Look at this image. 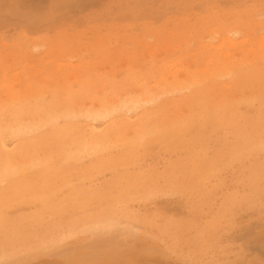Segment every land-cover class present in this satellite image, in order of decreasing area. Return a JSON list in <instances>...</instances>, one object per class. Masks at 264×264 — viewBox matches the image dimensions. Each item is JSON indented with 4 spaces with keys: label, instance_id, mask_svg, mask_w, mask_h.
<instances>
[{
    "label": "rangeland",
    "instance_id": "374dc122",
    "mask_svg": "<svg viewBox=\"0 0 264 264\" xmlns=\"http://www.w3.org/2000/svg\"><path fill=\"white\" fill-rule=\"evenodd\" d=\"M175 79L183 91L142 113L159 108L170 130L129 147L114 189L115 172H80L120 147L46 161L47 148H24L33 135L0 140V160L19 153L25 167L0 186V264H264V0H0V120L22 100L88 108ZM128 113L75 119L65 138L142 117ZM47 164L71 174L54 181ZM19 180L31 186L2 193ZM102 222L115 226L83 231Z\"/></svg>",
    "mask_w": 264,
    "mask_h": 264
},
{
    "label": "bare ground",
    "instance_id": "6f19581e",
    "mask_svg": "<svg viewBox=\"0 0 264 264\" xmlns=\"http://www.w3.org/2000/svg\"><path fill=\"white\" fill-rule=\"evenodd\" d=\"M256 26V25H255ZM243 27V26H242ZM254 27V26H253ZM242 32V31H241ZM249 33V32H248ZM216 35V34H215ZM235 35V34H234ZM244 35V34H243ZM217 36V35H216ZM242 37V36H241ZM261 40H263L262 37H260ZM197 39V38H196ZM228 39V38H226ZM195 40V39H193ZM224 40V39H223ZM244 41V39H242ZM260 40V41H261ZM227 41V40H226ZM225 41V42H226ZM223 42V41H222ZM245 42V41H244ZM255 42V41H254ZM228 42H226L227 44ZM231 43V42H230ZM208 44V43H207ZM219 45V44H218ZM237 45V44H236ZM210 46V44H209ZM229 47V43L227 45ZM254 46V45H253ZM260 46V45H259ZM47 47V46H46ZM218 47V46H217ZM203 48V47H202ZM215 48V47H214ZM227 48V47H226ZM258 48V47H257ZM261 48V46H260ZM35 49V48H34ZM208 49V48H207ZM259 49V48H258ZM203 50V49H202ZM209 50V49H208ZM242 50V49H241ZM215 51V50H214ZM254 51V49H253ZM257 51V49H256ZM205 52V51H204ZM225 52V51H224ZM234 52V51H233ZM244 52V51H243ZM218 53V52H217ZM223 53V52H222ZM257 53V52H256ZM220 54V53H219ZM235 54V53H234ZM241 54V53H240ZM44 55V54H43ZM189 54H187L188 56ZM244 55V54H243ZM191 56V55H190ZM219 56V55H218ZM232 56V55H231ZM237 56V55H236ZM252 56V55H251ZM225 56H223L224 58ZM71 58V57H70ZM181 58V57H180ZM217 58V57H216ZM230 58V57H229ZM250 58V57H249ZM254 58V57H253ZM187 59V58H186ZM226 59V58H225ZM235 59V58H234ZM233 59V60H234ZM209 60V59H208ZM229 60V59H228ZM244 60V59H243ZM251 60V59H250ZM226 61V60H224ZM204 62V61H203ZM211 62V61H210ZM218 62V61H217ZM196 63V62H195ZM228 63V62H227ZM261 63V62H260ZM223 64V63H222ZM221 64V65H222ZM179 65V64H178ZM188 65V63L186 64V66ZM206 65V63H205ZM248 65V64H247ZM254 65V64H253ZM204 66V65H203ZM205 67V66H204ZM191 68V67H190ZM214 68V67H213ZM228 69V68H227ZM242 69V68H241ZM26 70V69H25ZM179 70V68H178ZM192 70V69H191ZM206 70V69H205ZM213 70V69H212ZM27 71V70H26ZM176 71V70H175ZM181 71V69H180ZM199 71V70H198ZM201 71V70H200ZM203 71V70H202ZM232 71V70H231ZM120 72V71H119ZM166 72V71H165ZM204 72V71H203ZM213 72V71H212ZM228 72V71H227ZM40 73V72H39ZM206 73V72H205ZM5 74V73H4ZM15 74V73H14ZM43 74V73H42ZM202 74V73H201ZM225 74V73H224ZM37 75V73H36ZM48 75V74H47ZM162 75V74H161ZM187 75V74H186ZM194 75V73H193ZM218 75V74H217ZM8 76V75H7ZM92 76V75H91ZM168 76V75H166ZM188 76V75H187ZM198 76V75H197ZM9 77V76H8ZM31 77V76H30ZM43 77V76H42ZM189 77V76H188ZM226 77V76H225ZM10 78V77H9ZM34 78V77H33ZM173 78V77H172ZM200 78V77H199ZM210 78V77H209ZM212 78V76H211ZM216 78V77H215ZM223 78V77H222ZM26 79V78H25ZM39 79V78H38ZM74 79V78H73ZM70 79V80H73ZM134 79V78H133ZM160 78H158L159 80ZM182 79V78H181ZM197 79V78H196ZM55 80V79H54ZM87 80V79H86ZM177 79H175L172 82H169L168 80H166V83L164 81H162L163 83H165L163 85V83H157L159 84L160 87H156V88H151V89H147L145 91H141L139 92L137 95H132L130 96L128 99L123 100V101H118V100H114V101H106L104 103H99V105H94L93 107H88V108H83V105L81 107L78 106H74L71 104H66V102H61L59 100L58 97H54L52 98V100L48 103V104H41L39 102H36L33 106H30L28 104V102L26 100H22L19 104L18 107L14 110H12V122L10 123L8 120H0V140L5 138L6 134H8V132L14 136V135H18L21 137L22 136H31L33 135L34 138L28 141V144L24 147L25 149H30L31 147H45L47 148L48 153L46 154V161H51L49 159H54L56 158H60L61 161L65 160L69 161V160H75V161H79L81 160L80 158L84 155H91L93 153L96 152H102V151H106V150H110L112 149L111 146H116L114 148H118L120 147L122 149V152L120 153V158L115 159V160H111L108 161L107 163H104L102 165L100 164H92V166H90L89 170H84L82 169V171L80 172L82 174L79 175L80 178H84L86 179L87 174H90L94 171V169H98V171L95 170V172L97 174L101 175V170H103L104 172L109 170L112 172H115V177L113 181L109 182L110 184H106V186H110V188H108L109 190H111V188H115L118 186V184H120V180H124L126 179L121 173H120V167L124 165V161L125 159H127V155H129L130 152V146L136 144L138 141H140L143 137L147 136V135H160V134H165L170 130V127L168 125H166L165 127L162 126L160 124L159 121V108L157 110L156 114H151V115H142V113L144 112V110H146V107L152 106V108H156L161 102H163L164 98L172 95L174 92H182V88L180 87V85H178V81H176ZM186 80V78H185ZM198 80V79H197ZM202 80V79H201ZM29 81V80H28ZM33 81V80H32ZM43 81V79H42ZM243 81V80H242ZM111 82V81H110ZM202 82V81H201ZM204 82V81H203ZM47 83V82H46ZM54 83V82H53ZM104 83V82H103ZM224 84V83H223ZM227 84V83H226ZM18 86V85H17ZM29 86V85H28ZM224 86V85H223ZM262 86V85H261ZM45 87V86H44ZM149 87V86H147ZM154 87V86H153ZM141 88V87H139ZM6 89V88H5ZM8 89V88H7ZM6 89V90H7ZM25 89V88H24ZM43 89V88H42ZM219 89V88H218ZM260 89V88H259ZM2 90V89H1ZM4 90V89H3ZM16 90V89H15ZM111 91V90H110ZM226 91V90H225ZM3 92V91H2ZM54 92V91H53ZM259 92V91H258ZM9 93V92H7ZM96 93V92H95ZM132 93V92H131ZM254 93V92H253ZM256 93V92H255ZM248 94V93H247ZM8 95V94H7ZM33 95V94H32ZM106 95V94H105ZM174 95V94H173ZM190 95V94H189ZM195 95H196V91H195ZM218 95V94H217ZM238 95V94H237ZM13 96V94L11 95V97ZM107 96V95H106ZM115 96V95H114ZM118 96V95H117ZM123 95H121L122 97ZM220 96V95H219ZM236 96V95H235ZM172 97V96H171ZM235 98V97H234ZM38 99V98H37ZM74 99V98H73ZM72 99V100H73ZM109 99V98H108ZM217 99V98H216ZM83 100V99H82ZM236 100V99H235ZM41 102H43L42 100H40ZM69 101V100H68ZM220 101V100H219ZM232 102V101H230ZM76 104H78L77 102H75ZM73 104V102H72ZM85 104V103H84ZM89 104V102H88ZM215 104V103H214ZM239 104V103H238ZM80 105V104H79ZM87 105V104H86ZM85 106V105H84ZM205 106V105H204ZM188 107V106H187ZM209 107V106H207ZM165 108V107H164ZM204 108V107H203ZM190 109V108H189ZM199 109V108H198ZM196 109V110H198ZM208 109V108H206ZM123 110H127L129 113H135V115H141L142 117L140 118L139 121H137L138 123L136 124H124V125H120L116 128H112L109 129L103 133H98L96 131V128H92V130L90 131V133L88 135H84V137H82L80 140L75 141L73 139L72 140H67L65 137L69 136L72 137L74 136V134L76 133V129L73 130L71 128V125L74 124L73 122L77 121L79 122V119H85V120H90L93 122L96 121H108V120H113L119 113L123 112ZM210 110V109H209ZM220 110V109H219ZM162 111H164L162 109ZM184 111V110H183ZM195 111V110H193ZM205 111V110H204ZM211 111V110H210ZM226 111V110H225ZM196 112V111H195ZM199 112V111H198ZM197 112V113H198ZM217 112V111H216ZM237 112V111H236ZM128 113V114H129ZM186 112H184L183 114L185 115ZM225 113V112H224ZM216 114V113H215ZM218 114V113H217ZM171 116V115H170ZM181 116V115H180ZM179 116V117H180ZM165 117V115H164ZM169 117V116H168ZM212 117V116H211ZM122 118V117H121ZM135 118V117H134ZM171 118V117H170ZM200 118H202V116H200ZM205 118V117H204ZM203 118V119H204ZM2 119V118H0ZM215 119V118H214ZM64 120L65 123L62 127H60V121ZM125 120V119H123ZM179 120V119H178ZM188 120V119H187ZM202 120V119H201ZM213 120V119H212ZM242 120V119H241ZM159 121V122H158ZM181 121V118L179 120V122ZM196 121V120H195ZM173 123V121H171ZM214 122V121H213ZM167 123V122H166ZM199 123V122H198ZM89 124V123H88ZM227 124V123H226ZM114 126V125H112ZM225 127V126H224ZM231 127V126H230ZM88 128V127H87ZM102 128V127H101ZM100 128V129H101ZM85 129V128H83ZM108 129V128H107ZM169 129V130H168ZM49 130V131H48ZM168 130V131H167ZM172 130V128H171ZM46 131V132H45ZM89 131V129L87 130ZM82 134V133H81ZM184 134V133H183ZM260 135V134H259ZM76 136V135H75ZM123 139V137H125ZM127 136L129 137V139H127ZM257 137V136H256ZM122 138V139H121ZM163 138V137H162ZM219 138V137H218ZM78 138H76L77 140ZM121 139V140H120ZM174 139V138H173ZM4 141V140H3ZM243 141V140H242ZM2 142V140H1ZM0 142V143H1ZM5 142V141H4ZM173 142V141H172ZM119 143V144H117ZM141 143V142H140ZM3 144V143H2ZM0 144V146H4ZM156 144V143H155ZM171 145V144H170ZM158 146V145H157ZM1 147V148H2ZM12 147V146H11ZM173 147V146H172ZM163 148V147H162ZM23 149V148H20ZM3 150V149H2ZM21 151V150H20ZM23 151V150H22ZM56 151V152H53ZM19 152V150L17 151ZM175 153V152H174ZM7 154V153H6ZM9 154H13V153H9ZM19 154V153H18ZM6 155V158L4 157V159L0 160V186H4L6 185V182H8L10 179L9 177L14 176L15 174V169L17 170H21L16 168V165H20L22 167H24L23 159H20L19 155ZM198 154V153H197ZM214 154V153H213ZM32 156V155H31ZM41 156V155H40ZM249 156V155H248ZM90 157V156H89ZM93 157V156H92ZM91 158V157H90ZM141 158V157H140ZM185 158V157H184ZM29 159V158H28ZM142 159V158H141ZM55 160V159H54ZM87 160V159H86ZM36 161V160H35ZM45 161V162H46ZM56 161V160H55ZM28 162V161H27ZM95 162V161H94ZM51 163V162H50ZM48 163V164H50ZM64 163V162H63ZM144 163V162H143ZM28 164V163H27ZM30 164V163H29ZM47 165H44L46 168L43 170V173H47L46 176H48V178L54 180V181H58L62 180V174L69 172V171H64L62 169V167L60 165H56V168H48ZM91 164V163H90ZM242 164V163H241ZM249 164V163H248ZM65 165V164H64ZM63 165V166H64ZM7 166V167H6ZM28 166V165H25ZM32 168V165H30ZM34 166V165H33ZM54 167V166H53ZM92 167V168H91ZM25 168V167H24ZM34 168V167H33ZM82 168V167H81ZM85 168V167H84ZM87 169V168H86ZM101 169V170H100ZM25 171V170H24ZM72 171V170H71ZM70 171V172H71ZM215 171V170H214ZM67 173V174H71V173ZM247 172V171H246ZM77 174V172L75 173ZM96 174V175H97ZM198 174V173H197ZM239 174V173H238ZM90 175H87L88 179L90 178ZM166 176V175H165ZM92 178V177H91ZM95 178V177H94ZM210 178V177H209ZM216 179V178H215ZM259 179V178H258ZM8 180V181H7ZM16 180V179H15ZM127 180V179H126ZM20 182H16L17 184H20L17 186H10V187H5L2 190V193L5 194H11L12 192H17L18 190H21L24 186V184H27L26 186H31L28 183H30L31 181L28 180H19ZM83 181V180H82ZM88 181V180H86ZM166 181V180H165ZM89 182V181H88ZM91 182V181H90ZM174 182V181H173ZM12 183V182H11ZM24 183V184H23ZM69 183V182H68ZM71 183V182H70ZM134 183V181L132 182ZM157 183V182H156ZM175 183V182H174ZM215 184V183H214ZM65 185V184H64ZM212 185V184H211ZM67 186V185H65ZM106 186L103 185L102 188H97L100 189L99 191L97 190H92L91 192H95L94 195L97 194H101L104 195L106 192H108L109 190L106 188ZM163 186V185H162ZM61 187V186H60ZM142 187H144L142 185ZM29 188V187H28ZM42 188V186H41ZM175 188V186H174ZM27 189V188H26ZM25 189V190H26ZM51 189V188H50ZM171 189V188H170ZM34 190V189H33ZM72 190V189H71ZM74 190V189H73ZM102 190V191H101ZM29 191V190H27ZM50 191V190H49ZM52 191V190H51ZM75 191V190H74ZM79 191V190H78ZM78 191H76L77 193H79ZM84 191V190H83ZM187 191V190H186ZM26 192V191H25ZM54 192V191H53ZM56 192V190H55ZM81 192V191H80ZM86 192V191H85ZM84 192V194H85ZM83 193V192H82ZM81 193V194H82ZM90 192L86 193L85 195L88 197V194ZM139 193V192H138ZM21 194V193H20ZM44 194V193H43ZM42 194V196H43ZM73 194V193H71ZM76 194V193H75ZM82 194V195H84ZM92 194V193H90ZM46 195H50V194H46ZM52 195V193H51ZM50 195V196H51ZM84 195V196H85ZM98 195V196H99ZM13 196V195H12ZM93 196V195H92ZM97 196V195H95ZM134 196V195H133ZM152 196V195H151ZM77 197V196H76ZM83 197V196H82ZM81 197V198H82ZM160 197V196H159ZM186 197V196H185ZM194 197V196H193ZM47 198V197H46ZM49 198V196H48ZM84 198V197H83ZM51 199V198H50ZM49 199V200H50ZM54 199V198H53ZM16 201V200H15ZM93 201V200H92ZM24 202V201H23ZM38 202V201H37ZM127 203V202H126ZM125 203V204H126ZM136 203V202H135ZM144 204V203H143ZM146 204V203H145ZM218 204V203H217ZM232 204V203H231ZM127 205V204H126ZM211 205V204H210ZM214 205V204H213ZM24 206V205H23ZM28 206V205H27ZM152 206V205H151ZM1 207V206H0ZM13 207V206H12ZM89 207V206H88ZM110 207V206H109ZM3 208V207H2ZM14 208V207H13ZM82 208V207H81ZM4 209V208H3ZM8 209V208H7ZM233 209V208H232ZM263 209V208H262ZM1 210V209H0ZM259 213V212H258ZM207 219V218H206ZM102 221V220H101ZM104 222H102L100 225L99 223H95V225H90L84 227L85 232H100V231H108L109 229L112 228V226L114 227L115 225L110 224L108 222V224H103ZM85 225V224H84ZM201 227V226H200ZM53 231V230H52ZM90 234V233H89ZM100 234V233H99ZM95 235V234H93ZM109 235V234H108ZM71 236V235H70ZM69 236V237H70ZM64 237V236H63ZM98 237V236H97ZM58 239V238H57ZM91 240V239H90ZM64 241V238H60L58 240L53 241L52 243L54 245H59V243H62ZM171 241V240H170ZM35 248V247H34ZM155 249V248H154ZM88 251V250H87ZM92 251V250H91ZM24 252V251H23ZM223 252V251H222ZM25 254V253H24ZM165 254V253H164ZM4 256V255H3ZM21 256V255H20ZM26 256V254H25ZM80 256V255H79ZM84 256V255H83ZM2 257V256H0ZM7 257V256H6ZM15 257V256H14ZM33 257V256H32ZM4 257H2L3 259ZM10 259V257H9ZM13 259V258H12ZM6 260V259H5ZM91 260V259H90ZM13 261V260H12ZM92 261V260H91ZM5 264V263H4Z\"/></svg>",
    "mask_w": 264,
    "mask_h": 264
}]
</instances>
